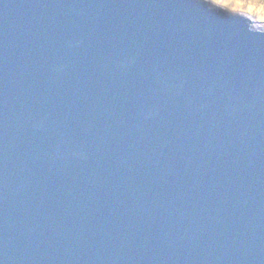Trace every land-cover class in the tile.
Instances as JSON below:
<instances>
[{"label": "water", "instance_id": "95a60500", "mask_svg": "<svg viewBox=\"0 0 264 264\" xmlns=\"http://www.w3.org/2000/svg\"><path fill=\"white\" fill-rule=\"evenodd\" d=\"M0 264H264V31L0 0Z\"/></svg>", "mask_w": 264, "mask_h": 264}, {"label": "clouds", "instance_id": "9594fccd", "mask_svg": "<svg viewBox=\"0 0 264 264\" xmlns=\"http://www.w3.org/2000/svg\"><path fill=\"white\" fill-rule=\"evenodd\" d=\"M225 9L249 13L258 19L264 20V0H212Z\"/></svg>", "mask_w": 264, "mask_h": 264}, {"label": "rangeland", "instance_id": "374dc122", "mask_svg": "<svg viewBox=\"0 0 264 264\" xmlns=\"http://www.w3.org/2000/svg\"><path fill=\"white\" fill-rule=\"evenodd\" d=\"M206 1L209 4L214 5L217 8H222L220 5L212 3V0H206ZM226 10L229 11L228 9H226ZM229 12H231V11H229ZM236 14L246 15L251 21V28L252 29H255V30L258 29V30L264 31V20L258 19L256 16L248 15L246 13H236Z\"/></svg>", "mask_w": 264, "mask_h": 264}, {"label": "snow or ice", "instance_id": "6c2138e0", "mask_svg": "<svg viewBox=\"0 0 264 264\" xmlns=\"http://www.w3.org/2000/svg\"><path fill=\"white\" fill-rule=\"evenodd\" d=\"M218 5H220V4H218ZM222 8H224L222 5H220ZM225 9V8H224ZM229 10V9H228ZM229 11H231V12H233V13H243V12H239V11H235V10H229ZM246 14H248V15H251V14H249V13H246Z\"/></svg>", "mask_w": 264, "mask_h": 264}]
</instances>
